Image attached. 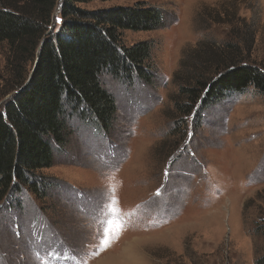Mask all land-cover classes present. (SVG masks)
Instances as JSON below:
<instances>
[{"label":"rangeland","instance_id":"374dc122","mask_svg":"<svg viewBox=\"0 0 264 264\" xmlns=\"http://www.w3.org/2000/svg\"><path fill=\"white\" fill-rule=\"evenodd\" d=\"M140 1L170 16L161 30L123 33L127 46L152 43L154 85L103 78L118 104L113 131L70 122L68 146L55 147L54 165L41 171L55 184L45 199L25 193L0 206V264H255L264 254V94L250 88L200 119L184 117L174 81L201 42H239L234 34L250 22L246 58L264 69V0L81 7ZM59 11L60 0L50 30L61 24ZM8 57L0 44V108L17 91Z\"/></svg>","mask_w":264,"mask_h":264},{"label":"trees","instance_id":"16d2710c","mask_svg":"<svg viewBox=\"0 0 264 264\" xmlns=\"http://www.w3.org/2000/svg\"><path fill=\"white\" fill-rule=\"evenodd\" d=\"M58 1L0 0V44L7 46V68L17 87L0 108V206L11 208L25 193L45 199L55 184L41 171L54 165L55 147L68 146L73 120L113 131L118 104L104 77L129 87L156 81L152 43L127 46L123 33L161 30L170 18L167 10L144 1L88 10L81 5L112 0H60L61 24L50 30ZM254 27L250 22L241 33L232 30L239 42L203 41L183 61L174 76L179 115L195 112L200 119L206 109L250 88L264 94V69L246 58ZM33 63L28 81H20ZM255 264H264V254Z\"/></svg>","mask_w":264,"mask_h":264}]
</instances>
